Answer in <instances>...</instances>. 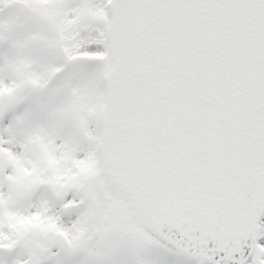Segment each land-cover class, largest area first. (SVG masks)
Masks as SVG:
<instances>
[{
  "label": "snow or ice",
  "instance_id": "snow-or-ice-1",
  "mask_svg": "<svg viewBox=\"0 0 264 264\" xmlns=\"http://www.w3.org/2000/svg\"><path fill=\"white\" fill-rule=\"evenodd\" d=\"M0 264H264V0H0Z\"/></svg>",
  "mask_w": 264,
  "mask_h": 264
}]
</instances>
